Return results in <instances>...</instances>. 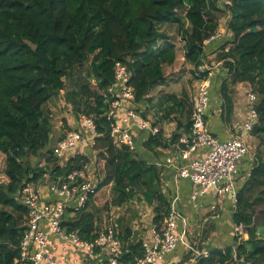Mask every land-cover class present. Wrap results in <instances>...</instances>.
I'll return each mask as SVG.
<instances>
[{"label": "trees", "instance_id": "obj_1", "mask_svg": "<svg viewBox=\"0 0 264 264\" xmlns=\"http://www.w3.org/2000/svg\"><path fill=\"white\" fill-rule=\"evenodd\" d=\"M225 1L231 4L224 5ZM228 15L232 38L225 45L230 50L222 45L217 56L226 72L219 89L223 118L229 123L233 117L238 85H249L257 96L258 121L252 135L259 145L253 168L238 187L233 214L234 225L242 224L248 239L236 235L233 246L209 248V257L200 258L198 264H264V0H0V154L6 157L7 178L0 183V264H28L19 261L29 217L20 202L23 188L47 179L50 184L64 181L89 162L77 154L61 164L51 147L53 117L48 106L65 90L73 119L79 125L81 116L94 119L100 177L96 194L84 208L67 209L62 224L66 231L85 241L98 237L109 222L103 226L96 200L108 187L111 198L104 210L141 195L153 208L152 224L158 231L163 228L171 204L161 189L157 167L116 145L110 136L108 112L114 98L109 90L115 67L121 62L131 72L139 112L138 104H145L152 87L164 82V67L176 59L162 27L173 25L183 32L186 60L194 64L195 78L202 80L209 75L199 71L206 60L205 43ZM71 81L75 86L70 91ZM188 113L184 127L191 137L193 107ZM160 135L161 129L152 139ZM39 157H45L44 166L32 161ZM132 222L124 216L115 221L122 242L118 264H138L145 256ZM214 229L209 221L204 242ZM234 248L238 261L233 259Z\"/></svg>", "mask_w": 264, "mask_h": 264}, {"label": "built area", "instance_id": "obj_2", "mask_svg": "<svg viewBox=\"0 0 264 264\" xmlns=\"http://www.w3.org/2000/svg\"><path fill=\"white\" fill-rule=\"evenodd\" d=\"M225 1L224 5H230ZM230 18V17H229ZM232 38L228 25H220L217 32L209 39H218L225 45ZM225 51L230 50V45H225ZM223 67L222 62L212 66L207 61L200 66L199 71L209 72L207 78L200 80L196 96L193 100L192 130L191 137L180 140L179 156L181 160L188 161V165H177V177L182 180H189L194 191V200L213 193L216 202L212 209L218 210L219 203L226 196L230 197L235 206L238 196L239 165L241 161L252 155L250 137L254 125L258 121L256 111L257 96L250 88L247 94L248 117L242 125V134L235 135L226 141L219 140L210 130L207 120V113L210 107L211 71L216 67ZM131 72L127 65L119 62L114 72V83L109 93L114 98L108 112V118L112 120L111 138L118 146L128 147L134 151L135 141L131 134L132 128L140 131H147L152 136L160 134V128L155 126L149 119H145L136 110L135 92L130 85ZM66 106H70L66 103ZM71 107V106H70ZM126 108L124 122L126 127L116 123L117 113ZM66 117L73 115V108L67 110ZM80 124L83 130L73 129L65 132V136L57 143L54 154L62 162H67L76 153L71 151L85 144L94 153L89 162L82 168L67 175L64 181L55 182L49 186L48 201L38 192V186L34 183L26 185L21 194L20 202L28 209V229L21 243L20 262L28 264H76V259L70 260L66 252L60 258L55 253L56 245L53 236L64 244L70 243L75 249L85 254V264H118L122 254V242L118 237L119 230L115 226V219L111 217L109 223L94 241L82 240L76 232H67L62 225L65 221V214L70 206L80 210L96 194L98 180L95 184L96 170L98 173L97 153L94 150L96 145V124L90 116H81ZM129 126V127H128ZM200 148L205 149V154L192 158V155ZM72 155L70 156V154ZM79 153V152H78ZM172 159L167 163L172 164ZM182 219L184 229L178 233V221ZM187 222L183 216L171 206V213L163 226L158 231L152 224L151 238H142L145 256L138 261V264H162L164 257L174 251L178 244H182L191 260L198 264L200 258L209 257L210 251L201 247L202 240L194 244L187 240ZM133 231L135 229L133 228ZM235 232L239 236L247 234L246 228L241 224L235 226ZM203 248V249H202ZM66 251V247L64 248ZM106 258V259H104ZM234 261H238L237 251L234 248ZM242 264H251L243 262Z\"/></svg>", "mask_w": 264, "mask_h": 264}, {"label": "crops", "instance_id": "obj_3", "mask_svg": "<svg viewBox=\"0 0 264 264\" xmlns=\"http://www.w3.org/2000/svg\"><path fill=\"white\" fill-rule=\"evenodd\" d=\"M226 17H229L226 16ZM230 19V18H229ZM229 21V20H228ZM170 36V44L174 47L176 53L175 62L172 65L165 66L164 82L157 84L150 90L145 104H138V108L141 110L139 113L144 118L152 116L156 126L161 129V135L158 139H152V135L147 131H140L137 128L131 129L132 137L135 141L136 149L134 150L137 157L146 161L148 164L157 167L161 175V189L168 198L172 207L180 213L187 222L186 232L187 240L194 244L199 239H203V232L206 224L209 221H213L215 229L210 235L209 239L202 241L201 247L219 248L233 246L235 243V225L233 223L234 208L233 202L230 197L226 196L219 203L218 210L212 209L213 204L216 202L213 193H208L204 197H200L196 200L192 198L194 186L189 180L178 179L177 177V165H188V161L181 160L179 156V150L181 143L177 144V137L180 136V140L183 138H189V134L186 132L184 125L188 121V112L193 107V100L196 96L197 89L200 85V80L195 78V66L188 62L185 56V44L183 40V32L179 31L176 26L165 25L162 27ZM165 43L161 44L164 47ZM222 46V41L218 39L208 40L205 43V55L206 60L210 66L221 62L218 60L219 49ZM226 76L223 67H216L211 71V89H210V107L207 113L208 125L211 132L221 141H226L233 138L235 135L242 134V125L248 117V106L244 99L245 84L238 85L236 87V93L234 95L235 109L231 121L228 123L223 118L222 99L219 94L220 85ZM175 96V101H166L164 96ZM57 99L53 100L49 104V110H51L52 119L59 117L56 104ZM149 108L148 111H144ZM138 109V110H139ZM126 108L121 109L116 115V123L122 127H126L124 118L126 116ZM149 114V115H148ZM64 122H68L70 128H81L77 120H69L66 116ZM58 120V119H57ZM63 122L56 124L52 131V148H55L57 143L65 136V130L61 131L60 125ZM129 127V126H128ZM177 136V137H176ZM158 137V136H157ZM56 138V139H55ZM253 135L250 137V144L252 147V155L244 158L239 165V178L238 183L241 185L249 176L251 169L255 162V154L258 144L252 145ZM256 139V138H255ZM56 142V143H55ZM55 144V145H54ZM72 153L81 154L83 156H93L90 151L89 145L85 144L79 146L71 151ZM79 152V153H78ZM70 154V156L72 155ZM205 154V149H198L192 158ZM168 159H172V164H168ZM65 164V162H62ZM50 182L49 179L38 185V192L43 197V201H48ZM138 196V195H137ZM134 202L131 201L121 207H113L109 211L110 216L116 221L121 217L120 213L122 209H127L129 205ZM143 204L147 205L143 200ZM150 207V206H149ZM148 208V207H147ZM118 212V215L115 213ZM138 214L146 218L147 214L150 216L148 220L152 222L153 208L151 207L148 213L145 215L140 210ZM147 221L146 219H144ZM152 226V225H151ZM184 229L182 219L178 221V233H181ZM135 232V231H134ZM144 239L151 238V229L148 232H144ZM56 250L55 255L60 258L63 252H66L70 260L76 259V264H85V254L75 249L70 243L64 244L61 240L53 236ZM242 239H248V234H244ZM66 247V251L64 248ZM186 248L182 244H178L176 249L167 254L162 264H196L188 255ZM106 259V258H104ZM66 264V263H62Z\"/></svg>", "mask_w": 264, "mask_h": 264}, {"label": "rangeland", "instance_id": "obj_4", "mask_svg": "<svg viewBox=\"0 0 264 264\" xmlns=\"http://www.w3.org/2000/svg\"><path fill=\"white\" fill-rule=\"evenodd\" d=\"M228 20H229V17L223 16L222 19H221L220 25H222V26L228 25ZM74 86H75L74 82L71 81L69 83L67 89L71 91L72 89H74ZM245 86H246V88L244 89L243 92H244V99L247 102V94H248V92L250 90V86L249 85H245ZM66 92H67V90L63 91L61 93L59 99L56 100V102H58L56 104V108H57L59 117L55 118L56 121L54 119L52 121L53 122V127H54V122L56 124H59L60 122H63L62 125H60V127H61L60 133L62 132V130H65L67 132L70 129V126L68 125V122L67 121L64 122L65 119L63 118V116L65 117L68 114V112H67L68 108L70 110V108L72 107L69 103L68 104L71 107L70 106H68V107L66 106V103H67V101H66ZM66 118H69V120H72L74 118V115H70L69 117H66ZM148 119L153 124H155L154 119H153L152 116L149 115ZM255 144L259 145V140L253 138L252 139V145H255ZM90 151H92L91 147H90ZM95 155L97 156V153H95ZM5 161H6L5 155L0 154V183H3V182L7 181V178L4 175ZM32 161L34 163H39L41 166L45 165V157L32 158ZM100 168H101V165H100ZM98 171H99V166H98ZM99 178H100L99 177V172L97 173V170H96V174H95V178H94L95 184H96L97 180H98V184H99ZM110 198H111V187H108V188H105V189L102 190V192L99 194V196L97 197V200H96L97 201L96 203H97V205H98V207L100 209V214H101L103 226L106 223H108L110 221V219H111L110 213L103 209V206L107 202L110 201ZM150 208L151 207H149L148 205L143 204V200H142L141 195H138V196L135 197L133 204L129 205V207H127L126 210L122 209V212L120 213V216L121 217L124 216L125 218H127V220L130 219V218L133 219L132 227L135 229V233H137L140 236V238L143 237L144 232H148L151 229L152 222L150 220H148L149 217H150L149 216L150 214L149 215L147 214L148 211L150 210ZM139 210L141 212H143L145 215L147 214L146 218H144L143 216L138 214ZM115 214L118 215V212H116ZM144 219H146L147 221H145Z\"/></svg>", "mask_w": 264, "mask_h": 264}]
</instances>
